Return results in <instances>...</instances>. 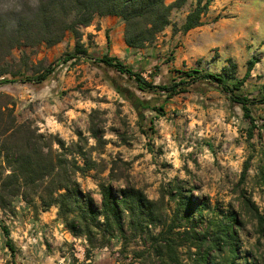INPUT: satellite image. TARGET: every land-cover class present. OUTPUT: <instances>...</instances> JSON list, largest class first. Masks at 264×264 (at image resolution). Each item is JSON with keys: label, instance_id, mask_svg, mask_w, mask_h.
Masks as SVG:
<instances>
[{"label": "rangeland", "instance_id": "obj_1", "mask_svg": "<svg viewBox=\"0 0 264 264\" xmlns=\"http://www.w3.org/2000/svg\"><path fill=\"white\" fill-rule=\"evenodd\" d=\"M167 1L178 2L168 32L134 50L127 64L142 69L143 76L157 85L190 71L173 65V53L180 54V62L188 52L182 39L187 32L181 28L196 0ZM34 6V0H0L2 30H11ZM201 26L190 43L201 41L202 51L208 56L212 52L217 64L211 69L221 72V64L228 65L231 58L242 78L254 58L243 90L264 92V0H211ZM81 33L80 45L90 58L107 53L106 38L99 44L92 34ZM170 34L173 43L164 40L159 46ZM76 46L77 38L69 32L50 48L13 49L1 64L11 74L31 76L58 66L43 84L1 85L0 95L14 102L19 123L51 136L53 148L76 157L80 166L89 164L91 169L79 174L78 181L97 208L102 179L117 194L130 187L141 191L153 202L156 219L140 217L133 222L126 214L123 235L109 241L99 236L91 245L85 236L66 229L56 206L43 210L37 197H17L5 210L0 208V264H264V105L253 108L257 127L250 139L251 125L241 107L221 92H203L197 85L169 100L162 113L147 110L141 121L127 97L136 94L157 107L163 97L138 91L81 55L62 63ZM112 79L126 91H116ZM189 198L192 208L186 205ZM1 223L10 232L14 252L6 246ZM224 227H230L236 245L221 241L219 250L210 248Z\"/></svg>", "mask_w": 264, "mask_h": 264}, {"label": "trees", "instance_id": "obj_2", "mask_svg": "<svg viewBox=\"0 0 264 264\" xmlns=\"http://www.w3.org/2000/svg\"><path fill=\"white\" fill-rule=\"evenodd\" d=\"M35 6L28 7L31 14L24 15L9 30L0 27V86L16 83L43 84L53 74L56 66H47L31 76L17 72L11 74L2 66L19 47H35L45 45L50 48L64 40L71 32L77 38L74 53L66 54L62 63L76 59L78 55L89 58L105 72H113L117 78L124 80L144 94L163 97L160 106L151 101L131 94L127 99L135 107L139 119L145 120V112L162 113L165 104L172 98L187 93L197 85L200 91L217 90L238 104L243 117L250 123L247 129L249 139L254 136V110L257 105H264V92L249 94L243 87L250 77L256 61L249 59L247 70L242 78L237 77V64L229 58L228 65L220 73L190 70L179 72L180 75L167 84L157 85L143 76L142 69H135L116 57L105 53L98 58H90L86 48L80 45L81 29L89 27L97 17H117L124 23L125 44L133 50H141L151 45L171 25V15L178 2L167 0H34ZM211 0H196V7L191 11L182 25L186 33L202 25V17L209 9ZM107 43L110 39L106 35ZM157 67V66H156ZM8 76V77H7ZM112 79V85L119 93L125 92L121 82ZM7 95H0V208L5 210L17 197L35 196L39 199L43 210L56 206L58 217L66 229L74 236H85L89 244L96 238L111 240L124 234L123 218L129 214L131 221L140 217L156 219L153 202L135 188L122 189L117 194L112 185L99 180L101 197L99 208L93 196L82 189L78 175L91 168L86 163L80 166L76 157H69L53 148L51 136L44 137L25 123H19L14 114L15 104ZM161 111V112H160ZM153 131V121H150ZM143 133L150 137L147 130ZM62 146V142H59ZM247 167V166H246ZM186 202L192 208L191 199ZM153 217V218H152ZM155 217V218H154ZM158 219V218H157ZM224 227L212 239L210 248L219 250L221 241L234 248L236 238ZM7 248L14 252L13 240L8 228L1 223Z\"/></svg>", "mask_w": 264, "mask_h": 264}, {"label": "crops", "instance_id": "obj_3", "mask_svg": "<svg viewBox=\"0 0 264 264\" xmlns=\"http://www.w3.org/2000/svg\"><path fill=\"white\" fill-rule=\"evenodd\" d=\"M202 27L203 26L193 28L182 36L183 43L188 49V52L184 54V56L180 57V62H177L179 60L178 57L180 56V54L178 52L173 53V56L176 57L173 62V65H175L176 67H179V65L182 66L185 65V69L198 70L203 73L206 72L220 73L219 71L217 72V70L211 69V67H215L217 64L215 57L213 56V54H211L212 52L210 53V56H208V53L202 51L203 49L201 47V41H199L197 43L198 45L195 46H194V44H196L195 41L194 43H190L192 35L195 32L201 31ZM81 31H86L87 33L92 34L93 38L99 44H103L104 38H106V35L108 34L110 42L106 52L108 53L109 56L116 57L119 60L123 61L125 64H128L131 61L132 57H134V55L132 54L134 50L125 44L124 23L120 18L110 17V16L97 17L95 18V21L91 26L82 28ZM166 32H168V30L163 31V33ZM178 34L180 35V33ZM171 38H172V34L163 37L160 40L159 46H162L164 40L168 42ZM173 38L177 39L178 35H175ZM196 39L200 40L201 37H196ZM170 41L173 43L174 40H170ZM138 54L140 55L142 53L140 52ZM221 65L223 68L225 62H223Z\"/></svg>", "mask_w": 264, "mask_h": 264}]
</instances>
